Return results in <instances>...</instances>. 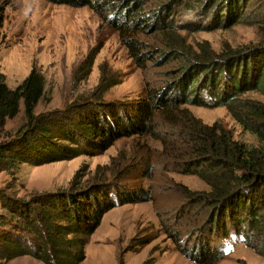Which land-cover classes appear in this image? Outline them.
Instances as JSON below:
<instances>
[{
  "label": "trees",
  "instance_id": "16d2710c",
  "mask_svg": "<svg viewBox=\"0 0 264 264\" xmlns=\"http://www.w3.org/2000/svg\"><path fill=\"white\" fill-rule=\"evenodd\" d=\"M71 7H89L101 22L113 28L133 62L149 78L144 93L133 100H86L79 112H36L45 94V79L34 68L15 88L0 73V170L16 173L26 164L70 159L105 152L122 138L146 137L160 143L163 170L198 175L208 190L189 193L175 210L158 211L160 228L175 249L197 264H215L230 247L240 243L264 257V0H46ZM198 12L207 28L230 27L254 21L261 40L222 52H191L174 35V16ZM245 12H251L242 16ZM223 16V17H222ZM188 27L189 24H181ZM154 34L167 39L150 42ZM98 48H92L81 69L92 66ZM154 69L152 73H149ZM100 79L88 96H103L117 83L100 66ZM87 96V97H88ZM86 98V97H85ZM23 105V121L11 132L8 119ZM186 105L224 106L257 138V145L236 139L220 121L205 123ZM137 145L134 173L152 177L147 161L152 148ZM127 168L133 160L121 166ZM114 161V159H113ZM117 163V162H116ZM100 167L87 180H71L67 187L35 192L29 198L2 201L0 264L30 255L44 264H82L89 236L112 208L147 202L151 186H126L116 165ZM8 200L9 197H6ZM136 239V240H135ZM150 242L133 238L125 251ZM151 258L142 264H149ZM123 264L122 257L119 263Z\"/></svg>",
  "mask_w": 264,
  "mask_h": 264
},
{
  "label": "rangeland",
  "instance_id": "374dc122",
  "mask_svg": "<svg viewBox=\"0 0 264 264\" xmlns=\"http://www.w3.org/2000/svg\"><path fill=\"white\" fill-rule=\"evenodd\" d=\"M251 14L245 12L242 16ZM223 17V16H222ZM174 35L183 38L191 52H222L237 49L261 40L254 21H241L230 27L207 28V20L199 12H183L174 16ZM189 24L188 27H180ZM150 42L163 45L167 39L154 34ZM98 48L92 66L81 69L87 53ZM106 64L107 75L117 83L104 90L103 96H88L100 79V66ZM34 68L45 79V94L36 112L58 110L60 115L72 112L75 116L86 100L124 102L140 97L144 92L147 72L138 67L121 43L117 32L103 24L89 7H71L53 4L46 0H0V73L6 84L15 88ZM151 69L149 73H152ZM88 96V97H87ZM264 101V95L251 92L248 95ZM86 97V98H85ZM205 123L220 121L233 136L247 145H257L254 134L243 130L226 107L206 108L186 105ZM23 121V105L19 113L7 120L6 130L11 132ZM146 143L152 148L147 159L153 168L152 177L135 172L139 160L137 145ZM148 148V146H147ZM160 143L146 137L122 138L105 152L97 155L80 154L70 159L42 164H24L16 173L0 170V213H5L4 203L12 198H29L35 192L52 191L67 187L71 180L85 181L100 167L110 164L120 170V183L126 186H151L154 198L147 202L116 206L104 214L101 224L89 236L85 247L86 258L82 264H197L180 254L160 228L158 211L175 210L184 191L208 190V185L196 174L163 170L158 153ZM121 153V169L118 154ZM114 159V161H113ZM117 162V163H116ZM6 197H9L7 200ZM167 213V212H166ZM133 238H149L150 242L136 251H125ZM136 240V239H135ZM4 264H44L30 255L16 257ZM215 264H264V257L243 244L236 243Z\"/></svg>",
  "mask_w": 264,
  "mask_h": 264
}]
</instances>
